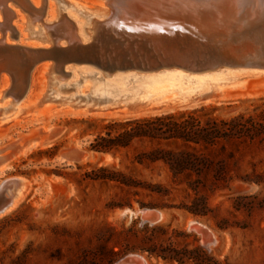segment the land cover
I'll return each mask as SVG.
<instances>
[{
	"label": "rangeland",
	"instance_id": "374dc122",
	"mask_svg": "<svg viewBox=\"0 0 264 264\" xmlns=\"http://www.w3.org/2000/svg\"><path fill=\"white\" fill-rule=\"evenodd\" d=\"M37 1L30 3L34 6ZM75 1L81 4L89 0ZM52 2L54 7L60 6L56 0ZM65 9L83 20L79 12ZM65 9L61 11L66 13ZM21 21L19 16L13 21L19 31ZM35 27L38 29L40 23ZM28 36L23 39L21 35L18 41L13 34L8 41L26 46L41 42ZM220 46L227 53L242 55L252 52L255 41H224ZM43 70L44 65H40L33 73L30 90L34 96L22 117L8 116L10 113L0 107V148L16 139L42 136L40 132L50 128L57 132L0 175V184L22 178L29 188L14 209L0 214V264H116L127 255H142L150 264H180L168 258L171 254L201 256L206 258L205 264H264V75H243L232 85L198 87L191 77L200 73L182 69L106 72L86 63H66L48 74ZM170 70L182 76L158 80L160 74L172 73ZM5 83L3 80L1 87ZM195 86L197 92L190 103L175 101L157 113L140 117L211 106L217 107L212 115L220 119L240 114L255 117L254 136L221 140L196 149L205 159L199 174L189 172L173 178L162 160L137 161L139 152L149 151L158 143H135V147L114 152L89 148L107 122L138 118L100 114L98 110L105 104L110 105L108 110H121L122 103L148 99L151 93L174 98ZM208 94L219 98L210 102ZM49 96L57 101L45 102ZM9 98L5 97L0 106ZM112 99L120 105L117 102L118 106H111L107 100ZM58 101L70 103V107L56 106ZM75 107L80 109L73 114ZM42 109L47 111L36 116L35 112ZM45 121L50 124L48 129L42 127ZM72 147L81 150L83 156L78 160L61 159V154ZM167 147L180 150L173 145ZM99 167H106L108 173L120 171L136 185L87 176ZM148 208L160 211L164 218L153 224L144 222L141 212ZM193 221L198 228L193 227ZM210 239L213 242L207 245ZM182 264L202 263L190 258Z\"/></svg>",
	"mask_w": 264,
	"mask_h": 264
},
{
	"label": "water",
	"instance_id": "95a60500",
	"mask_svg": "<svg viewBox=\"0 0 264 264\" xmlns=\"http://www.w3.org/2000/svg\"><path fill=\"white\" fill-rule=\"evenodd\" d=\"M20 1L32 9L30 0ZM236 0H89L82 2L91 11L105 14L82 41L74 35L76 24L67 19L62 26L68 30L55 36L48 46H24L18 43H0V77L6 75L9 90L22 95L29 86L31 72L43 61H50L60 69L66 63H86L102 71L134 69H182L200 73L224 67H250L264 71V0H241L252 8L255 16L230 9L233 24L221 29L217 21L220 12L229 10ZM255 2V3H254ZM246 8V7H245ZM234 16V17H233ZM244 16V17H242ZM61 27V25L59 26ZM58 27V28H59ZM1 33V32H0ZM253 39L252 52L230 54L221 49L224 41ZM61 45H60V43ZM42 136L25 140L16 139L0 148V155L15 154L33 141L56 135L48 129ZM47 139V140H49ZM6 150H8L6 152ZM83 156L76 147L64 151L60 158L78 160ZM13 180L0 184V214L9 206V187ZM160 211L145 209L142 220L153 224L160 218ZM135 256V257H134ZM116 264H142L136 255H127Z\"/></svg>",
	"mask_w": 264,
	"mask_h": 264
},
{
	"label": "bare ground",
	"instance_id": "6f19581e",
	"mask_svg": "<svg viewBox=\"0 0 264 264\" xmlns=\"http://www.w3.org/2000/svg\"><path fill=\"white\" fill-rule=\"evenodd\" d=\"M8 1L9 0H0V32H1L0 33V43L2 42L4 44L9 43L8 38H13V34H14V36H16V38L20 37L22 35L23 39H26L27 37H29L28 35L30 34V35H33L32 36L33 38L35 37L38 41H41L40 43H38V42H37V44L35 43V45L45 47L44 43L49 44L55 36H58L59 34H62V33L66 34L68 32L67 29L62 28V26L64 25V23L67 19H70L74 23H76L74 35L78 39L84 41L89 37L90 31L93 29L94 24L97 21H99L100 19L104 18V16H105V14H103V13H97L95 11H91L90 7L85 6L84 4L82 5V3L79 4L78 1H75V0L73 2H66L65 0H56L57 2L60 3L59 7L56 6L57 8L54 7V3L52 2V0H38L37 2L34 3L37 7H34L35 5L33 6L31 4L32 9H29V10L26 9L25 6L22 5V3L20 1H17L15 4H11ZM50 3H51V5L49 6L50 7L49 8L50 12H49L47 4H50ZM65 3L67 5H65ZM241 3H243L241 0H236V2L234 1V2H232V4H236L237 6H235V5L231 6L229 8V10L225 11L224 13L220 12L221 13L220 14L221 20L219 19L217 21L218 23H216V24H219V26H216V27L221 28V29H226L227 27H225V26H228V25L230 26V24H233L234 19L230 15H234L235 12L231 13L230 9H232L236 12H243L246 15H248L249 17L255 16V4L250 9ZM66 7L68 9H71V11L74 10V11L79 12L81 15H83V20H80L77 17H75V15L72 12H70V10L67 11L65 9ZM63 9L66 10L67 14L61 11ZM38 10H42V11H38ZM46 10L48 11V13H47L48 15L46 16V18H43V17H45L44 15H45ZM16 16H19L22 20L20 31L17 29L15 24H13V21L15 22ZM242 17H244V16H242ZM36 22L40 23V27L38 29L36 27L34 28V24H36ZM60 25H61V27H59ZM25 31H28V32L26 33ZM17 40H18V38H17ZM17 40L15 39L16 42L20 41V40H18V41ZM18 43H19V45H21L20 42H18ZM33 43L34 42H32V45H33ZM9 44H11V43H9ZM60 45H61V43H60ZM24 46H26V45H24ZM28 46H29V44H28ZM33 47H35V46H33ZM0 65H2V63H0ZM40 65H44V70H43L44 74H45V71L47 72L46 74H48V71L49 70L51 71L52 69L54 70V68L60 69L59 66L54 65L51 62H43V63L38 64L33 69V71L31 72V75H30L31 80H30L29 86L25 89V91L22 95H16L12 91H10L9 90V80H8L7 76L1 75V77H0V102L2 100H4L5 97L9 98V96H10V98H9V100L3 102L2 106H0V107L2 108V111H6V112L10 113L8 116H13L16 118L23 116V112H25V109L28 107L27 106L28 102L34 96L32 88L30 90V86H31V82H32V76H33L34 71ZM164 69H166V68H164ZM169 69H171V68H169ZM172 69H175V68H172ZM51 72H53V71H51ZM162 72H165V71H162ZM168 72H172V73H163L160 75L158 74L159 75L158 80L170 79V78L173 79V78H177L178 76H180V77L182 76V74L177 73L174 70H170ZM243 75H246V76L264 75V71L255 70V68H250V67H246V68L224 67L221 69H212V70H207L205 72L204 71L200 72V74L191 77V80L196 81L197 84L199 83L198 87H201L205 84H210V85L212 84V86L216 87V85H219V84H222L224 86L225 85H232L235 81H237L239 79V77H241ZM3 80L6 82L5 83L6 85L1 87V83L3 82ZM149 80H150V78H149ZM152 81H154V80L152 79ZM53 89H52V91H53ZM195 89H197V87L194 89L189 88L186 90H182V94H179L178 96H176L174 98H172L171 96L168 98H163L162 96L154 97L153 96L154 93H151V94H149L150 96L148 99L146 98L145 100H134V101L122 103L121 105L124 108L121 110H108L110 108L108 106H110V105L105 104V106H102L103 108L99 109L98 112L100 114H107V115L137 116V117L147 115V114L157 113L155 111H157L161 108L170 107V106H172V104L175 101H177V103H179V104L183 103V102L187 103L189 101L190 97L193 95V93L195 94L197 92V90H195ZM208 95L210 98L211 97L210 95H212V94H208ZM219 95H222V97L225 96V94L222 92H220ZM43 97H45V96H43ZM177 97H179V98L177 99ZM53 98L52 99H51V97L46 98L45 102H48V101H51V103L56 102L57 100L55 101V99H53ZM175 98H176V100H175ZM214 98H216V97H212L209 100H212ZM218 98H216V99H218ZM59 101L57 104H55L56 106L64 105V107L67 108V106L69 105V107H70V103L67 104L65 102H62L63 100L61 102H59ZM107 101H109V103L110 102L112 103L111 106L114 105V103L117 105V102L119 104V101H116L113 99L107 100ZM204 101H208V100H204ZM190 102L191 101H189L188 103H190ZM210 102H213V100ZM44 104H45V106L49 105L47 103H44ZM52 104H54V103H52ZM69 107H68V109H71ZM73 107H74V105H73ZM53 108H54V106H53ZM85 108H84V111H85ZM75 109H77V107H75ZM78 109H80V107ZM78 109L74 110L71 113H73V114L78 113V111H79ZM47 110H48V108H47ZM46 111H44L43 109L41 111L37 110L35 112V115L41 116L42 112H46ZM86 112H88V111H86ZM2 113H4V112H2ZM8 116H3V118L8 117ZM40 119H41V117H40ZM0 120H1V118H0ZM49 126H50V124L48 122H46V121L43 122L42 127L44 129H46V128L48 129ZM33 132H35V131L33 130ZM33 132H31V133H33ZM47 139H49V136L48 137L47 136L41 137V138L33 141L29 145L23 147L20 151H18L15 154L14 153L11 154L9 152V153L0 155V175L4 174V172L7 169L11 168L14 161L16 159L18 160V158L20 156L26 154L27 152H29L33 148L43 146L42 143L47 142L48 141ZM8 180H13V183L10 185V187H9L10 189L8 191V193H9V204H8V206L9 207L4 212H8L9 210L14 209L26 197L28 190H29L27 184L25 183V181L22 178H12V179H8ZM8 180H5V181H8ZM141 213H145V210H143ZM163 218L164 217L162 216V213H160L159 220L163 219ZM191 224H193V227L198 228V226L194 223V221L191 222ZM211 241H212L211 239L208 240L207 245L209 243H211ZM136 257H138L141 260L142 264H150L145 260V258L142 255H136Z\"/></svg>",
	"mask_w": 264,
	"mask_h": 264
},
{
	"label": "trees",
	"instance_id": "16d2710c",
	"mask_svg": "<svg viewBox=\"0 0 264 264\" xmlns=\"http://www.w3.org/2000/svg\"><path fill=\"white\" fill-rule=\"evenodd\" d=\"M217 107H200L190 111L168 112L152 116L111 120L103 131L97 134L89 143V148L96 152H114L120 149L135 147V143H158L149 151L136 155L138 162L164 161L173 178H178L189 172L198 173L203 168V157L196 152L199 146L209 147L221 140H230L245 135H255V117L236 115L230 119H220L212 115ZM173 145L180 150L168 148ZM91 179L112 180L127 186L136 183L120 171L108 173L106 167H99L86 173ZM150 254L152 249H145ZM166 258V255H162ZM180 264L193 258L196 262L205 264L206 258L191 255H168Z\"/></svg>",
	"mask_w": 264,
	"mask_h": 264
}]
</instances>
